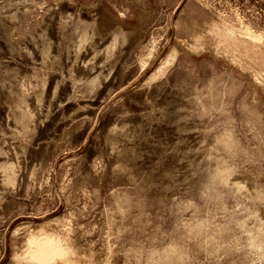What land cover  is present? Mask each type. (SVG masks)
Segmentation results:
<instances>
[{
    "label": "rangeland",
    "instance_id": "1",
    "mask_svg": "<svg viewBox=\"0 0 264 264\" xmlns=\"http://www.w3.org/2000/svg\"><path fill=\"white\" fill-rule=\"evenodd\" d=\"M0 264H264V0H0Z\"/></svg>",
    "mask_w": 264,
    "mask_h": 264
},
{
    "label": "bare ground",
    "instance_id": "2",
    "mask_svg": "<svg viewBox=\"0 0 264 264\" xmlns=\"http://www.w3.org/2000/svg\"><path fill=\"white\" fill-rule=\"evenodd\" d=\"M38 251L41 255H47L50 251V248L49 246H46V245H42L38 248Z\"/></svg>",
    "mask_w": 264,
    "mask_h": 264
}]
</instances>
